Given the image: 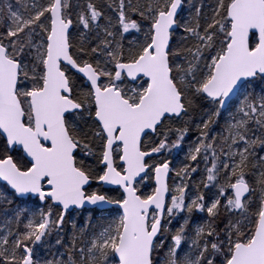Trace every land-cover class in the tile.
<instances>
[{
  "label": "snow or ice",
  "instance_id": "snow-or-ice-1",
  "mask_svg": "<svg viewBox=\"0 0 264 264\" xmlns=\"http://www.w3.org/2000/svg\"><path fill=\"white\" fill-rule=\"evenodd\" d=\"M0 264H264V0H0Z\"/></svg>",
  "mask_w": 264,
  "mask_h": 264
}]
</instances>
